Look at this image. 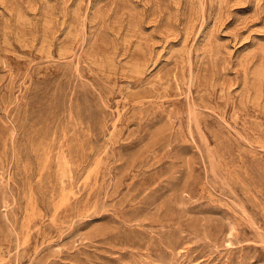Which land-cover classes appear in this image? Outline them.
Instances as JSON below:
<instances>
[{
  "label": "rangeland",
  "instance_id": "obj_1",
  "mask_svg": "<svg viewBox=\"0 0 264 264\" xmlns=\"http://www.w3.org/2000/svg\"><path fill=\"white\" fill-rule=\"evenodd\" d=\"M0 264H264V0H0Z\"/></svg>",
  "mask_w": 264,
  "mask_h": 264
},
{
  "label": "bare ground",
  "instance_id": "obj_2",
  "mask_svg": "<svg viewBox=\"0 0 264 264\" xmlns=\"http://www.w3.org/2000/svg\"><path fill=\"white\" fill-rule=\"evenodd\" d=\"M199 28V27H198ZM90 33V32H89ZM138 47V46H137ZM128 65V64H127ZM130 65V64H129ZM256 76V75H255ZM188 86V85H187ZM236 94V93H235Z\"/></svg>",
  "mask_w": 264,
  "mask_h": 264
}]
</instances>
